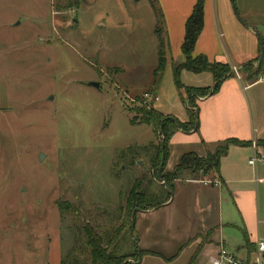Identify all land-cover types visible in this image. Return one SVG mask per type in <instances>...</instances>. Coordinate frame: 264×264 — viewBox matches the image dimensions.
Wrapping results in <instances>:
<instances>
[{"label": "rangeland", "instance_id": "374dc122", "mask_svg": "<svg viewBox=\"0 0 264 264\" xmlns=\"http://www.w3.org/2000/svg\"><path fill=\"white\" fill-rule=\"evenodd\" d=\"M207 4L214 21L232 18L230 40L224 37L226 49L218 50L228 62L227 53L246 48L241 32L251 25L254 38L264 40V0H234L240 20L230 0ZM159 5L157 0H0V264H52L71 250L82 224L104 232L119 227L116 254L136 257L131 245L139 237L127 224L125 199L137 184L146 196L144 206L152 210L164 186L148 149L158 140L141 121L151 108L177 121L190 110L172 75V64L179 66L184 58L174 61L168 36L158 100L147 95L157 61L154 20L164 15ZM237 67H230L232 78L238 72L243 81L259 79L245 78ZM260 67L262 78L264 61ZM202 80L186 71L179 77L185 86ZM200 179L217 185L213 174ZM59 203L76 207L78 220L69 212L60 215ZM195 249L174 264H187ZM149 254L161 257L144 255Z\"/></svg>", "mask_w": 264, "mask_h": 264}, {"label": "crops", "instance_id": "0c3cea01", "mask_svg": "<svg viewBox=\"0 0 264 264\" xmlns=\"http://www.w3.org/2000/svg\"><path fill=\"white\" fill-rule=\"evenodd\" d=\"M157 1L164 13L165 37L167 39L168 36L170 49L175 48L174 61L179 62L183 59L180 46L184 24L196 0ZM207 3L208 0H205L203 29L192 56L203 55L209 63L227 64L231 68H240L255 60L259 54V45L253 36L255 27L252 25L251 30L249 28L241 32L246 48L237 47L239 52L233 56L227 53L229 62L218 53L220 47L226 49L225 44L230 40L228 27L234 24L230 16V20L222 24L216 16L214 21L209 17L210 13H207ZM211 22L213 26L210 28ZM224 37L228 42L224 43ZM157 50L156 39V59ZM197 76L204 79L199 85L183 86L193 89L212 88L211 74L202 73ZM236 79L231 77L224 80L210 96L193 99L192 106L197 112V130L177 131L174 134L164 169L165 173L172 172L182 155L192 153L204 157L213 153L224 141L234 140L236 144H230L218 162L215 176L217 185H209L198 177L182 176L169 185L172 197L167 188L161 186L162 191L155 199L158 206L135 214L134 232L136 230L139 239L135 241V247L131 245L136 251L144 254L153 252L161 257L143 255L140 262L134 264H142L144 261L174 264L180 254L193 248L196 249L187 264H213L221 248L242 261H249L257 240L264 239V160L253 166L248 164L253 157L264 158V149L259 145L264 144V75L252 82ZM186 100L182 99L185 107ZM188 108L194 113L192 107ZM159 113L176 118L169 112ZM180 116L181 121L178 122L187 123L188 114ZM61 257H55L52 264H59ZM164 258H171V261L166 262Z\"/></svg>", "mask_w": 264, "mask_h": 264}, {"label": "trees", "instance_id": "16d2710c", "mask_svg": "<svg viewBox=\"0 0 264 264\" xmlns=\"http://www.w3.org/2000/svg\"><path fill=\"white\" fill-rule=\"evenodd\" d=\"M135 2L139 0H134ZM205 0H196L192 8V12L186 19L184 24V37L180 46V53L184 58V63L179 66L172 64V75L173 81L176 88L179 91H184L187 95L186 106L192 107L194 113L187 110L188 121L187 123H180L177 120L172 121L169 117L164 116L155 109L151 108L146 112L148 116L145 120L141 121L140 125H145L150 127L155 134L158 144L148 146L151 150L150 163L155 170H158L161 155L164 153L163 169L160 173L161 182L166 186V190L170 192L171 181L182 176L190 175L192 178L207 177L213 174L215 177L218 171V162L222 156L225 155L226 149L230 144H236L234 140L224 141L220 146H218L213 153L207 154L204 158H198L194 154L182 155L179 159L178 164L174 167L172 174L164 173V167L169 156V144L177 131L190 132L196 131L195 124L197 123V112L192 106L193 99L207 97L214 94L220 84L231 77H233V72L227 64L222 63H209L207 58L203 55L193 57L192 53L194 51L195 44L203 29V12H204ZM163 16L156 20V25L154 28V34L157 39V63L151 74V85L147 90V95H154L158 92L162 75L166 66V60L164 58L165 49L168 50L169 43L165 36L161 37L160 28L162 24ZM257 60H253L247 64L241 66L240 70L243 75L247 76L248 79H257L261 75V67L257 70H251L252 64ZM264 61V60H263ZM263 64V62H262ZM261 64V65H262ZM182 71H186L193 75H199L202 73H209L213 78V86L211 89H193L184 87L180 81L179 77ZM131 125H135L134 121H130ZM163 143V150L161 145ZM264 148V144H259ZM147 149V150H148ZM151 166V167H152ZM188 174H184V173ZM137 184H135L132 189H130L127 197L125 199V212L127 217V224H131V213L135 209L141 211H146L150 209L151 206H144L146 201V196L140 191L136 190ZM58 210L60 215L65 212H69L75 219L78 220V211L76 207L68 203H59ZM135 218V217H134ZM80 232L78 237H74L75 244L71 250L66 253L60 259L59 264H134L138 261V253L135 250L136 257L129 255H117L116 246L118 243L120 228H115L111 232H104L96 227L82 224L80 227ZM137 248V247H136ZM144 253L139 251V256H143ZM153 256V254H149ZM171 261V260H170Z\"/></svg>", "mask_w": 264, "mask_h": 264}, {"label": "built area", "instance_id": "2783aa9c", "mask_svg": "<svg viewBox=\"0 0 264 264\" xmlns=\"http://www.w3.org/2000/svg\"><path fill=\"white\" fill-rule=\"evenodd\" d=\"M234 73L237 78H240L238 72ZM149 96H151L150 99H154V101L157 100L156 96ZM263 160L264 158L262 156H256L249 160L248 164L253 166L257 162H261ZM213 264H264V239L257 240L255 243L254 252L252 253V258L249 261H242L230 254L225 249L221 248L217 254V261Z\"/></svg>", "mask_w": 264, "mask_h": 264}, {"label": "water", "instance_id": "95a60500", "mask_svg": "<svg viewBox=\"0 0 264 264\" xmlns=\"http://www.w3.org/2000/svg\"><path fill=\"white\" fill-rule=\"evenodd\" d=\"M230 2H231L232 11H233L234 15L236 16V18L238 20H240L238 15H237L236 8L234 6V0H230ZM256 37H257V41H258V45H259V56H258L256 67L259 68L261 66L263 60H264V42H263V40L261 39V37L258 34H256ZM89 86L92 87V88H95V89H99V84H97V83H90ZM170 119L172 121H174L173 118H170ZM196 128H197V123L195 124V129ZM161 149L162 150L164 149L163 148V143L161 145ZM163 161H164V153H162V155H161V162H160V165H159V168H158V179H159L160 173H161V171L163 169ZM168 194H169L170 197H172V194L170 192ZM140 211L141 210H139V209H135V210H133V212L131 214V224H130L129 228H130V231L132 233L134 232V217H135V214L140 212ZM137 241H138V239H137ZM137 253H138V261H140L139 250H137Z\"/></svg>", "mask_w": 264, "mask_h": 264}]
</instances>
